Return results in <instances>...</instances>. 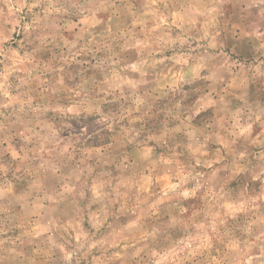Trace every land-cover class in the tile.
I'll list each match as a JSON object with an SVG mask.
<instances>
[{"label": "rangeland", "instance_id": "rangeland-1", "mask_svg": "<svg viewBox=\"0 0 264 264\" xmlns=\"http://www.w3.org/2000/svg\"><path fill=\"white\" fill-rule=\"evenodd\" d=\"M0 264H264V0H0Z\"/></svg>", "mask_w": 264, "mask_h": 264}]
</instances>
